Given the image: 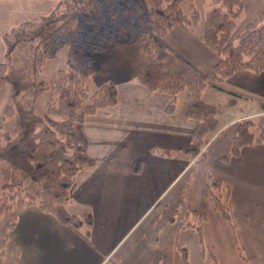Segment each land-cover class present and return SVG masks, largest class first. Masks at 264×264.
Listing matches in <instances>:
<instances>
[{"label":"crops","instance_id":"1","mask_svg":"<svg viewBox=\"0 0 264 264\" xmlns=\"http://www.w3.org/2000/svg\"><path fill=\"white\" fill-rule=\"evenodd\" d=\"M59 1L0 0V63L6 61L4 34L50 15ZM242 2L247 16L243 29L261 20L264 0ZM202 25L198 23L192 31L173 28L160 40L156 55L170 49L207 73L218 58L199 39ZM149 32L147 28V36ZM16 61L17 67L28 66L25 60ZM150 62L141 40L112 45L95 57L89 87L111 80L117 104L84 117L73 150L81 148L93 166L78 172L66 204L71 214L92 216L90 242L37 206H26L17 209L0 264H14L16 256L19 264H180L179 250L186 240L198 237L192 224L199 227L198 239L208 261L245 264L233 248L234 234L247 264H264V144L245 146L237 157L223 159L238 123L262 113L246 93L264 96V71H241L230 77L233 85L243 89L237 102L256 104L258 111L249 115L242 110L237 118L233 111L227 119L220 115L204 154L190 159L180 149L191 140L195 122L167 114L170 97L150 93L136 82ZM59 69L48 74L43 69V73L54 79ZM205 90L227 96L223 89L205 88L201 98L209 103L217 102ZM182 98L176 99L177 106ZM152 148L166 154L152 152ZM208 174L231 189L232 228L203 194Z\"/></svg>","mask_w":264,"mask_h":264},{"label":"trees","instance_id":"2","mask_svg":"<svg viewBox=\"0 0 264 264\" xmlns=\"http://www.w3.org/2000/svg\"><path fill=\"white\" fill-rule=\"evenodd\" d=\"M183 1L146 0L145 12L141 0H60L50 15L24 22L4 34L7 52L6 61L0 63V89H10L11 103L5 108L4 118L12 117L13 122L11 130H3L0 125V164H4L0 167V255L5 252L8 232L16 223L17 209L32 205L90 242L92 216L86 212L71 214L66 204L78 172L93 166V160L81 148L73 150L84 117L117 104V90L111 80L94 89L89 87L98 54L112 45L144 42L151 62L137 75L136 82L150 93L170 97L167 114L195 122L191 140L180 149L190 159L204 154L221 115L218 105L201 98L202 91L223 89L234 105L243 89L233 85L230 77L241 71H264V7L260 22L247 23L231 38L243 13L242 0H209L199 39L218 60L207 73H201L170 49H164L158 57L155 48L170 30L192 31L198 24L197 8L190 2L188 12H184ZM62 47L67 50L65 68L58 70L56 78L47 80L42 66ZM15 50L29 59L28 66L10 64ZM46 91V112L40 116L34 102ZM246 94L264 113V96ZM180 95L182 102L177 106ZM255 144H264V114L238 123L229 153L223 159L237 157L243 147ZM151 151L166 154L156 148ZM134 165L136 169L138 163ZM20 173L35 184L33 194L24 189ZM186 179L188 182L189 177ZM230 192L228 185L208 174L203 194L232 228ZM192 225L200 239L199 227ZM232 239L235 252L247 264L234 234ZM200 252L203 257L202 246ZM179 255L180 264H189L185 247ZM14 264H19L17 256Z\"/></svg>","mask_w":264,"mask_h":264},{"label":"rangeland","instance_id":"3","mask_svg":"<svg viewBox=\"0 0 264 264\" xmlns=\"http://www.w3.org/2000/svg\"><path fill=\"white\" fill-rule=\"evenodd\" d=\"M141 2L143 5V8H144V11L146 12L147 11L146 0H141ZM190 2H192L195 5V7L197 8V10L199 12L198 23L201 25L203 23L204 14H205L206 10H208L210 8V2H209V0H203V1L202 0H184L182 2V5H181L184 12H188V5L190 4ZM244 22H247V16H246L245 11L242 13V15L237 20V26L233 32L234 35L238 34L237 30L242 29V25L244 24ZM258 22H260V20ZM233 38L234 37H232V39ZM66 53H67V50L65 47L60 48L52 60L46 61L43 64L42 69H44V71L47 72V74H48L49 72L56 69L58 66H60L61 69L65 68ZM20 59H21V61L25 60L29 65V59L26 58L25 56H23L17 50H15L11 53L9 62L11 65L17 67L18 66L17 64H19V63H17L16 60H20ZM56 77H57V75H56ZM46 79L51 80V79H49V77ZM208 93L210 96L208 95ZM218 93L219 92H211L210 91V92H207V94H205V95H208L209 98H211L212 100L217 102L216 105H218L221 109L222 119H227V117H228L227 114L230 113L231 111H233V115H234L233 118H237L240 115V111H242V110L245 111V114H249V115H253V114H255L256 111H258V106L256 104L244 103V102H241L240 100H238V102L236 101L237 103H234L233 108H232V105L228 101V97L225 94H218ZM182 97H183V95H180L179 99H181ZM48 98H49L48 91L42 92L37 97V99L34 102L36 114H38L40 116H43L45 114V112H46V101ZM10 103H11L10 89L8 86H5L2 89H0V125L2 126L3 130H11V128H12L13 118L12 117H5L4 118L5 108ZM261 114H264V113H261ZM258 116H260V114L249 117V118L256 119ZM3 166H4V164L1 163L0 167H3ZM20 176L23 180L24 189L29 194H33L35 189H36L35 184L25 174L20 173ZM1 183H2V175H1V171H0V184ZM1 224H2V218L0 217V225ZM222 244L224 246V243H222ZM185 248L187 250V256H188V263L189 264H213L212 261L211 262L208 261L206 255L202 257L201 252H200L201 246H200L199 239L197 236H194L191 240H186L185 241ZM205 251L207 252V250H205ZM3 258H4V256L1 257V259H3Z\"/></svg>","mask_w":264,"mask_h":264}]
</instances>
